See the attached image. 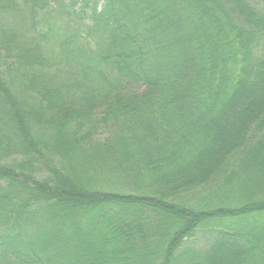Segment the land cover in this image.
<instances>
[{
  "label": "trees",
  "instance_id": "trees-1",
  "mask_svg": "<svg viewBox=\"0 0 264 264\" xmlns=\"http://www.w3.org/2000/svg\"><path fill=\"white\" fill-rule=\"evenodd\" d=\"M263 91L264 0H0V264L262 260Z\"/></svg>",
  "mask_w": 264,
  "mask_h": 264
},
{
  "label": "rangeland",
  "instance_id": "rangeland-1",
  "mask_svg": "<svg viewBox=\"0 0 264 264\" xmlns=\"http://www.w3.org/2000/svg\"><path fill=\"white\" fill-rule=\"evenodd\" d=\"M247 97L250 101L249 104H252L253 109H261L264 107V91L258 92V93H251L247 92ZM223 99V98H222ZM214 102H217L214 100ZM237 109H232L231 107L229 109H226L223 113L220 114L219 117H216V120H212L215 116V108H211L210 111L206 114L205 119L212 120L213 122L209 125L206 131V137L204 141H201L200 146L205 148V145L210 143V149L212 152H214L213 156H209L206 158L203 157L199 160V163L197 165L198 169H203L207 167L208 162H214L219 157V151L216 150L217 146L223 145V144H233V141L235 142V138H237L239 129L238 126H236L238 123H235V114ZM215 118V117H214ZM245 118V117H244ZM238 122V121H237ZM215 151H214V150ZM216 153V154H215ZM220 155V154H219ZM259 155V157H258ZM257 155L256 163L264 162V158L260 157L261 154ZM206 166V167H205ZM260 173L264 174V164L261 167H257L252 172V177H250V180H246L244 177L241 179L243 182V198L247 200L248 202L253 200L252 192L256 191V189L263 188L264 187V179L260 178L257 179L256 175H260ZM255 174V175H253ZM248 175H250L248 173ZM261 176V175H260ZM254 231L258 232H264V226L259 223L255 222L254 225L251 226ZM264 235V233H263ZM231 253L229 251H225L224 253H218L214 259L217 264H264V258L262 260H259L257 258L250 259L249 261L244 260L243 258L240 259L238 256H236L235 250L231 249Z\"/></svg>",
  "mask_w": 264,
  "mask_h": 264
}]
</instances>
